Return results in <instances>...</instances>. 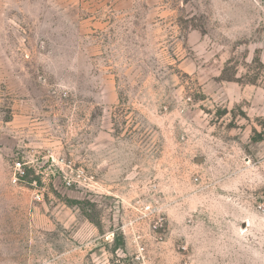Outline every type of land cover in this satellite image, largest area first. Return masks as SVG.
Listing matches in <instances>:
<instances>
[{"label": "rangeland", "instance_id": "1", "mask_svg": "<svg viewBox=\"0 0 264 264\" xmlns=\"http://www.w3.org/2000/svg\"><path fill=\"white\" fill-rule=\"evenodd\" d=\"M0 264H264V0H0Z\"/></svg>", "mask_w": 264, "mask_h": 264}]
</instances>
